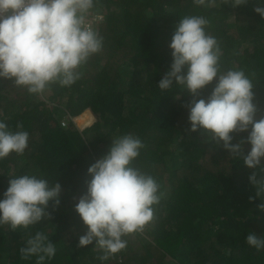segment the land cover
I'll return each instance as SVG.
<instances>
[{
  "label": "trees",
  "instance_id": "1",
  "mask_svg": "<svg viewBox=\"0 0 264 264\" xmlns=\"http://www.w3.org/2000/svg\"><path fill=\"white\" fill-rule=\"evenodd\" d=\"M261 6L260 0L236 7L231 0L201 6L192 0H96L87 19L104 15L95 25L103 49L83 66L80 80L70 87L51 84L37 95L0 79V120L13 130L22 123L29 133L23 155L0 161V195L13 175L38 174L62 186L60 205L49 204L50 220L15 231L0 225V264H36V256L25 259L19 250L37 231L56 246L45 264H264V250L246 243L251 230L264 234L262 201L249 199L255 197L252 169L210 133L190 131L187 89L174 85L162 92L157 86L172 63L175 24L204 16L221 48V71L245 72L254 84L256 118L264 116V17L255 11ZM215 83L197 98H207ZM89 112L94 122L77 126L74 118L85 113L78 120H92ZM124 134L142 140L133 163L153 175L165 195L144 231L125 236L127 247L102 261L98 247H78L87 226L75 204L87 191L88 167ZM232 135L235 143L247 133Z\"/></svg>",
  "mask_w": 264,
  "mask_h": 264
},
{
  "label": "clouds",
  "instance_id": "2",
  "mask_svg": "<svg viewBox=\"0 0 264 264\" xmlns=\"http://www.w3.org/2000/svg\"><path fill=\"white\" fill-rule=\"evenodd\" d=\"M201 6L215 0H192ZM96 0H0V79H9L31 94L44 93L51 84L70 87L82 78L81 69L90 57L102 51L104 38L95 28L104 15L88 21ZM248 0H231L233 7ZM264 5V0H260ZM255 11L264 17V6ZM208 19L188 15L175 24L169 48L172 63L157 86L167 92L174 85L192 94L188 109L190 131L203 129L217 144L252 169L248 179L264 210V116L257 119L254 84L241 69L221 71V48L215 36L206 31ZM216 79L207 98H197L200 90ZM87 112V111H86ZM85 112V113H86ZM84 113V114H85ZM91 122H94V116ZM82 114V115H84ZM80 115L79 117H81ZM79 117L74 118L77 126ZM247 133L233 143V133ZM29 133L23 124L13 130L0 120V161L11 153L23 155ZM245 144L250 148L245 152ZM144 147L133 134L112 139L109 150L87 171V191L75 204V211L87 231L79 236L78 247L94 245L103 250L100 259L127 247L125 236L143 232L154 219L155 205L164 197L157 179L134 165ZM7 189L0 195V225L12 231L27 229L51 219L49 204L61 203L62 186L38 174L9 176ZM246 243L264 250V234L250 231ZM20 253L27 259L37 257L45 264L56 254L49 235L37 231L29 236Z\"/></svg>",
  "mask_w": 264,
  "mask_h": 264
},
{
  "label": "rangeland",
  "instance_id": "3",
  "mask_svg": "<svg viewBox=\"0 0 264 264\" xmlns=\"http://www.w3.org/2000/svg\"><path fill=\"white\" fill-rule=\"evenodd\" d=\"M89 120V119H88ZM88 120H84V122L83 121H79V120H77V124L79 125V127H82V128H84L85 126L84 125H87V122H88ZM91 123V122H90Z\"/></svg>",
  "mask_w": 264,
  "mask_h": 264
}]
</instances>
